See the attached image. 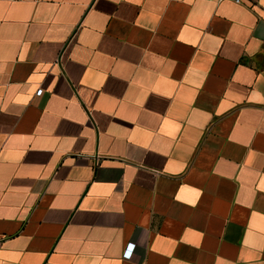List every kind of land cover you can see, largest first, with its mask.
I'll return each mask as SVG.
<instances>
[{"label": "crops", "instance_id": "obj_1", "mask_svg": "<svg viewBox=\"0 0 264 264\" xmlns=\"http://www.w3.org/2000/svg\"><path fill=\"white\" fill-rule=\"evenodd\" d=\"M0 264H264V0H0Z\"/></svg>", "mask_w": 264, "mask_h": 264}, {"label": "built area", "instance_id": "obj_2", "mask_svg": "<svg viewBox=\"0 0 264 264\" xmlns=\"http://www.w3.org/2000/svg\"><path fill=\"white\" fill-rule=\"evenodd\" d=\"M220 1V0H219ZM241 1L242 0H235V2H237V3H241ZM43 93V89L42 88H39L38 90H37V95H41ZM134 243H129V244H127V246H126V248H125V252H124V257L125 258H127V259H129L131 256H132V254H133V250H134Z\"/></svg>", "mask_w": 264, "mask_h": 264}]
</instances>
